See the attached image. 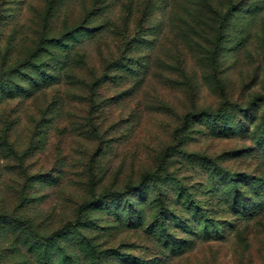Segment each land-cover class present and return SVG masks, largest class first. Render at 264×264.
I'll list each match as a JSON object with an SVG mask.
<instances>
[{"label":"rangeland","instance_id":"rangeland-1","mask_svg":"<svg viewBox=\"0 0 264 264\" xmlns=\"http://www.w3.org/2000/svg\"><path fill=\"white\" fill-rule=\"evenodd\" d=\"M0 264H264V0H0Z\"/></svg>","mask_w":264,"mask_h":264},{"label":"trees","instance_id":"trees-1","mask_svg":"<svg viewBox=\"0 0 264 264\" xmlns=\"http://www.w3.org/2000/svg\"><path fill=\"white\" fill-rule=\"evenodd\" d=\"M206 114H207V115H213V113H212V112H206Z\"/></svg>","mask_w":264,"mask_h":264}]
</instances>
